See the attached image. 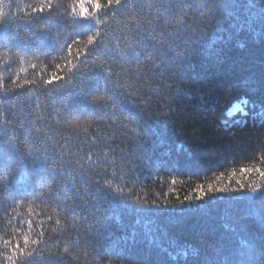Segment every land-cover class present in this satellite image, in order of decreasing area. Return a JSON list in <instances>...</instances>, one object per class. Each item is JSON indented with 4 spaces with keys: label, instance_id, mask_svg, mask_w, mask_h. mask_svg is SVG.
Here are the masks:
<instances>
[{
    "label": "trees",
    "instance_id": "1",
    "mask_svg": "<svg viewBox=\"0 0 264 264\" xmlns=\"http://www.w3.org/2000/svg\"><path fill=\"white\" fill-rule=\"evenodd\" d=\"M0 264H264V0H0Z\"/></svg>",
    "mask_w": 264,
    "mask_h": 264
},
{
    "label": "rangeland",
    "instance_id": "2",
    "mask_svg": "<svg viewBox=\"0 0 264 264\" xmlns=\"http://www.w3.org/2000/svg\"><path fill=\"white\" fill-rule=\"evenodd\" d=\"M245 105H246L245 101L235 104L233 106V108L228 112V115L231 116V117L235 116L237 114L245 116L247 114V112L245 110Z\"/></svg>",
    "mask_w": 264,
    "mask_h": 264
}]
</instances>
